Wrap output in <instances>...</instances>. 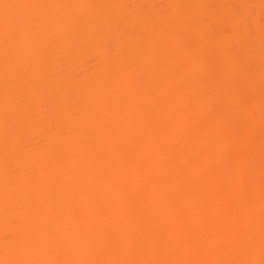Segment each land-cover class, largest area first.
Segmentation results:
<instances>
[{
  "label": "bare ground",
  "instance_id": "bare-ground-1",
  "mask_svg": "<svg viewBox=\"0 0 264 264\" xmlns=\"http://www.w3.org/2000/svg\"><path fill=\"white\" fill-rule=\"evenodd\" d=\"M0 264H264V0H0Z\"/></svg>",
  "mask_w": 264,
  "mask_h": 264
}]
</instances>
